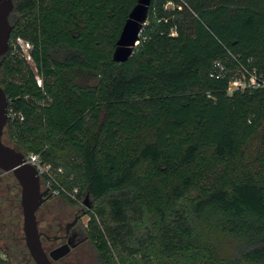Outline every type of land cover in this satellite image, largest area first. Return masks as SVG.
<instances>
[{"label": "trees", "instance_id": "16d2710c", "mask_svg": "<svg viewBox=\"0 0 264 264\" xmlns=\"http://www.w3.org/2000/svg\"><path fill=\"white\" fill-rule=\"evenodd\" d=\"M13 2L6 143L68 169L79 202L58 198L87 204L98 259L264 264V0H152L125 63L113 55L139 0ZM0 221V264H35L20 194L0 198Z\"/></svg>", "mask_w": 264, "mask_h": 264}, {"label": "water", "instance_id": "95a60500", "mask_svg": "<svg viewBox=\"0 0 264 264\" xmlns=\"http://www.w3.org/2000/svg\"><path fill=\"white\" fill-rule=\"evenodd\" d=\"M152 0H139L132 10L129 19L123 27L117 48L113 55L116 63H125L133 55L140 43L142 27L147 19V13ZM14 8L13 0H0V56L9 50V40L12 26L9 16ZM8 98L0 87V169L5 173H12L21 187V208L23 212V231L25 243L35 264H52L45 253L39 234L37 213L40 207L48 201L52 194L42 190L41 179L37 170L27 164L26 157L2 143L4 127L7 123ZM68 250L69 246H66ZM63 249L51 254L53 260L65 255Z\"/></svg>", "mask_w": 264, "mask_h": 264}, {"label": "flooded vegetation", "instance_id": "af4514ba", "mask_svg": "<svg viewBox=\"0 0 264 264\" xmlns=\"http://www.w3.org/2000/svg\"><path fill=\"white\" fill-rule=\"evenodd\" d=\"M9 52L10 43L9 50L4 55L0 56V67L3 58H5ZM0 87L4 91V88L1 85V76ZM8 120L9 103L6 126L8 124ZM6 126L3 130L2 143L5 146L10 147L6 143V141L8 142V138L5 133ZM7 174L10 173H5L0 169V198L2 197V199H7L11 193H15V196L18 198L19 194L21 196V187L18 186L19 183L17 184L14 181H10ZM46 205L47 204L45 203L40 207L37 221L43 249L52 261V264H104L98 259L97 252L89 239L87 234V225L84 226L82 223V219L87 216L85 212L82 213L81 211L72 209L70 212L63 213L62 216H53L51 210H49ZM42 208H45L44 211H41ZM52 217L53 222H51ZM66 246H69L70 249L68 250ZM58 249H63L66 254L57 260H53L51 258V254Z\"/></svg>", "mask_w": 264, "mask_h": 264}, {"label": "built area", "instance_id": "2783aa9c", "mask_svg": "<svg viewBox=\"0 0 264 264\" xmlns=\"http://www.w3.org/2000/svg\"><path fill=\"white\" fill-rule=\"evenodd\" d=\"M14 47L20 48V50L26 52L28 54V59L31 60L29 56V50L31 49V46L28 42L17 39L16 43L13 44ZM215 69L219 70L221 72L223 70V67L221 63L216 62L215 63ZM243 76L236 78L233 80V82L230 84L229 92L232 93L235 90L243 89L247 86V84H244ZM38 85L41 86V80L38 79ZM249 85L255 86L256 80L252 76L249 78ZM27 164L33 166L41 179V185L45 190L48 191V194H52V197H60V196H66L67 198L79 202L78 199V188H67L63 185L62 181H59V177H61L64 174V171L62 168L54 169L51 165L43 164L40 157L35 154H31L28 157H26ZM61 180V179H60ZM72 180V178L70 179Z\"/></svg>", "mask_w": 264, "mask_h": 264}, {"label": "rangeland", "instance_id": "374dc122", "mask_svg": "<svg viewBox=\"0 0 264 264\" xmlns=\"http://www.w3.org/2000/svg\"><path fill=\"white\" fill-rule=\"evenodd\" d=\"M169 7H171V5H169ZM25 57H26V60H27V62H29L30 64H32V61L30 60V59H28V54L26 53V52H24V51H20ZM38 78V77H37ZM239 78V77H238ZM39 79V78H38ZM243 81H244V84H247V82H248V78L247 77H244L243 78ZM63 171H64V174L61 176V177H59L60 179H59V181H62L64 178H67V173H69L68 172V169H63ZM70 178H67V180H69ZM55 199L54 200H52L51 202H49L46 206L48 207V209L49 210H51V212H52V215L54 216H56V215H58V216H62L63 215V213H65V212H70V210H68L67 208H66V206H64V204H62V199H59L58 197H54ZM87 202H89L90 203V201L89 200H87ZM102 205V204H101ZM8 207V206H7ZM88 206H87V204L86 203H82V204H80V205H77V206H75L74 207V209L75 210H78V211H81L82 213H84V212H86V208H87ZM9 208V207H8ZM44 209L45 208H42V210L41 211H44ZM8 217V216H7ZM8 219V218H7ZM88 221H89V215H87V216H85L83 219H82V223H83V225L84 226H86L87 224H88ZM51 222H53V217L51 218ZM7 258L2 254V253H0V260H6ZM23 259V258H22ZM116 262V264H121L120 263V261H119V259L118 258H116V260H115ZM30 261H27V263H29ZM8 264H14V263H12L11 262V260L9 261V263Z\"/></svg>", "mask_w": 264, "mask_h": 264}, {"label": "crops", "instance_id": "0c3cea01", "mask_svg": "<svg viewBox=\"0 0 264 264\" xmlns=\"http://www.w3.org/2000/svg\"><path fill=\"white\" fill-rule=\"evenodd\" d=\"M0 225H1V221H0ZM22 231H23V228H22ZM23 234H24V231H23ZM24 238H25V236H24ZM6 243H7V241H5V246H4V243L2 244L3 245V248L5 247L4 249H6ZM2 254L4 255L5 253H2Z\"/></svg>", "mask_w": 264, "mask_h": 264}]
</instances>
